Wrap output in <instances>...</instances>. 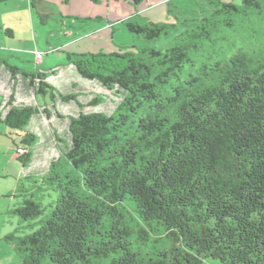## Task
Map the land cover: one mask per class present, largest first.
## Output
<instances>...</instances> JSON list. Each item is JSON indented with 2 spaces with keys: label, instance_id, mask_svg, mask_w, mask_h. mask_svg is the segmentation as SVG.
<instances>
[{
  "label": "trees",
  "instance_id": "obj_1",
  "mask_svg": "<svg viewBox=\"0 0 264 264\" xmlns=\"http://www.w3.org/2000/svg\"><path fill=\"white\" fill-rule=\"evenodd\" d=\"M142 2L131 0L133 6ZM208 3L211 13L189 22L124 23L146 42L181 25L163 50L147 45L66 54L82 78L123 98L109 115L68 116L70 143L56 137L64 151L41 179L23 177L41 184L8 194L17 200L12 213L21 228L3 240L17 264H264V47H238L229 57L221 49L220 59L206 63L205 56L194 64L207 48L217 53L225 28L264 12V0ZM250 26L256 33L254 21ZM1 65L12 84L0 122L19 135L13 144L23 153L16 158L28 167L39 142L28 128L40 107L13 103L16 75L52 106L57 97L76 100L77 92L58 91L39 69L25 72L3 59ZM43 184H56L57 198L40 218ZM157 230L167 246L150 254L133 250L132 235L145 242Z\"/></svg>",
  "mask_w": 264,
  "mask_h": 264
},
{
  "label": "rangeland",
  "instance_id": "obj_2",
  "mask_svg": "<svg viewBox=\"0 0 264 264\" xmlns=\"http://www.w3.org/2000/svg\"><path fill=\"white\" fill-rule=\"evenodd\" d=\"M234 4H240V0H227ZM123 8L127 7V3L122 1ZM146 8L142 11L141 16L153 21V23H168L175 24L181 21L193 18H201L211 13L212 7L208 0H170V4L166 0L158 2L154 8ZM170 12H168V9ZM78 5H74L70 13H78ZM263 15V16H262ZM252 19H248L242 27L236 26L233 28H225L222 33V38L217 41L214 54L210 48L203 50L200 55L196 56L194 64L199 66L198 60H205V56H209L206 63L220 59V50H226V56H230L238 47L249 51L255 49L260 50L264 47V12L253 15ZM177 19V20H176ZM251 20L255 23L254 33L252 31ZM73 22V23H72ZM143 22V21H142ZM0 24L5 27L0 29V57L4 56L6 61L11 66H18L25 72H32L35 68L38 71H43L48 75L47 81L52 84L58 91L66 94L77 92L76 100L64 102L58 98L55 100L54 106L50 102L48 96L41 97L35 94L34 89L29 85V81L16 75V84L14 91V104H31L40 107V113L31 117L29 128L39 137V142L34 146V156L28 167H24L13 158H11L10 149L13 147V138L16 142L19 141V135L11 132L3 122H0V236L1 232L7 231L16 225L15 219H8L4 213L7 206L10 205L8 197L3 196L1 192L10 187L26 189L28 186L41 184L33 183L31 180L23 178L27 174L38 176L35 180H40L42 173L48 170V166L52 160L58 158L60 152L64 151L63 142L56 137L62 138L65 142L70 143V133L68 131L69 119L68 116H76L79 113L86 112H105L111 114L116 108L119 101L123 98L119 91L109 90L94 79L82 78L77 72L75 66L65 59L67 53H71L68 49V44L76 39L78 35H82L80 29L81 21L76 18L72 20L59 15L43 14L42 10L33 9L28 0H12L9 3L0 6ZM13 32L11 37L7 34V29ZM121 28V26H120ZM119 28V29H120ZM177 32L182 28L177 24ZM176 31L161 34L158 39L152 42H146L143 38L127 35L116 34L118 42L127 44L131 50L135 47L141 48L150 45L163 50L172 43ZM7 48H12L7 50ZM212 57V58H211ZM38 58H41L39 61ZM42 61V62H41ZM194 66V67H195ZM194 67H191L193 69ZM51 70H55L51 74ZM12 81L9 78V72L4 66L0 67V110L3 113L6 109V100L9 98ZM97 95H103L104 101L94 103ZM81 105V106H79ZM44 106L49 110V115H46ZM4 108V109H3ZM56 168H54L55 170ZM54 172V171H53ZM52 175V174H51ZM16 178V179H15ZM20 178V180H19ZM53 182L47 180V183ZM45 190L41 191L44 198L42 201L45 205L43 215L40 218H45L50 214L56 198L57 192L52 190L56 187L50 184H43ZM7 195V194H5ZM18 198V197H17ZM16 217V216H15ZM17 218V217H16ZM13 222V226L10 223ZM34 222V221H33ZM39 225L37 224V227ZM159 238L158 241H155ZM134 251L139 253H153L159 248H164L168 245V241L164 238L163 231L157 230L155 235H151L149 240L140 242L133 235L129 238ZM10 248V253L14 254ZM17 259L16 255L14 254ZM206 264H222L219 259H207Z\"/></svg>",
  "mask_w": 264,
  "mask_h": 264
},
{
  "label": "crops",
  "instance_id": "obj_3",
  "mask_svg": "<svg viewBox=\"0 0 264 264\" xmlns=\"http://www.w3.org/2000/svg\"><path fill=\"white\" fill-rule=\"evenodd\" d=\"M12 1H7L8 3ZM24 1V0H23ZM31 1L28 0L31 6ZM122 1L124 0H33L34 7L33 9L42 10L43 14L49 15H59L60 17H66L67 19L72 20L73 18L81 21V27L83 34L78 35L76 39L68 44V49L71 50L72 54L77 53H88V52H113L117 51L120 48H128L129 45L118 42L116 34L123 35L122 37L126 38L127 35L135 36L126 31V27L124 23L126 21H139V23L151 21L145 17L141 16V12L146 8H150L154 6L158 2H162L163 0H143V2L137 6H133L131 0H125L127 3V7L123 8ZM7 2L3 3L6 4ZM170 4V1H169ZM2 5V4H1ZM0 5V6H1ZM74 5H78L79 12L78 13H70L72 7ZM152 7L151 9H156ZM73 23V22H72ZM0 24V29L5 27ZM121 26V28H120ZM120 28V29H119ZM7 29V28H6ZM10 30V29H7ZM11 37L13 36V32L10 31L9 34ZM137 37V36H136ZM139 39V38H138ZM130 48V47H129ZM7 50H11L12 48H7ZM0 59L6 60L4 56H1ZM40 61L41 58H38ZM42 62V61H41ZM72 64L69 63L68 67ZM3 66V65H1ZM0 66V67H1ZM6 69V68H5ZM38 69V68H35ZM55 70H51V74H54ZM1 112V110H0ZM2 113V112H1ZM12 132V131H11ZM14 142V138L12 139ZM16 141V140H15ZM11 158L17 160V155L15 151V146L13 144L12 149H10ZM20 164V163H19ZM21 165V164H20ZM23 170V166L21 165ZM16 179V178H15ZM11 189H5L2 195L8 197L10 201V205L5 209L4 215L10 219H15L16 225L13 226V222L10 223L12 228L9 230L1 232L0 236V264H17V259L14 254L10 253V244L3 240V237L7 234L12 233L16 229L21 228V222L19 219L15 217V214L12 213V210L16 206V199L13 196H9L8 194L14 190V187H10ZM7 194V195H5ZM16 255V254H15Z\"/></svg>",
  "mask_w": 264,
  "mask_h": 264
},
{
  "label": "clouds",
  "instance_id": "obj_4",
  "mask_svg": "<svg viewBox=\"0 0 264 264\" xmlns=\"http://www.w3.org/2000/svg\"><path fill=\"white\" fill-rule=\"evenodd\" d=\"M4 109V108H3ZM6 109L8 110V107L6 106ZM4 113H6V110L4 109V112L3 113H1V115H3ZM19 148V147H18ZM19 149H22L21 147L19 148ZM17 153H19L18 151H17V149L15 150ZM23 151V150H22ZM23 153V152H22ZM19 154H21V153H19Z\"/></svg>",
  "mask_w": 264,
  "mask_h": 264
},
{
  "label": "built area",
  "instance_id": "obj_5",
  "mask_svg": "<svg viewBox=\"0 0 264 264\" xmlns=\"http://www.w3.org/2000/svg\"><path fill=\"white\" fill-rule=\"evenodd\" d=\"M17 151H18L19 153H22V152H23L22 149H19V148H17Z\"/></svg>",
  "mask_w": 264,
  "mask_h": 264
}]
</instances>
